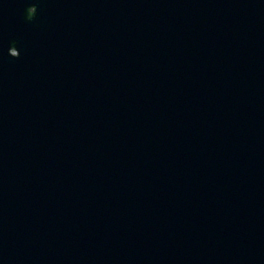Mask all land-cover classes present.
I'll return each instance as SVG.
<instances>
[{"label":"water","instance_id":"1","mask_svg":"<svg viewBox=\"0 0 264 264\" xmlns=\"http://www.w3.org/2000/svg\"><path fill=\"white\" fill-rule=\"evenodd\" d=\"M0 264H264V0H0Z\"/></svg>","mask_w":264,"mask_h":264}]
</instances>
